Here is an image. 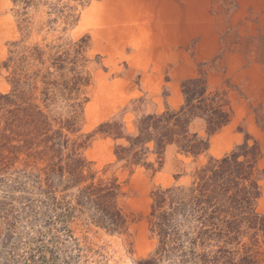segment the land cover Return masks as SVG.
Wrapping results in <instances>:
<instances>
[{
    "label": "trees",
    "instance_id": "trees-1",
    "mask_svg": "<svg viewBox=\"0 0 264 264\" xmlns=\"http://www.w3.org/2000/svg\"><path fill=\"white\" fill-rule=\"evenodd\" d=\"M60 2L12 0L20 29H28L31 6L72 10ZM83 43L63 49L13 41L2 63L10 90L0 92V264H92L93 251L75 235L76 224L127 233L120 182L114 176L96 179L82 154L94 134L116 142V162L155 172L170 146L196 156L232 119L226 91L212 90L200 71L181 82L178 108L136 114L133 131L113 116L85 140L71 139L90 82ZM54 104L65 109V117L52 114ZM197 121L204 135L194 128ZM249 139L245 133L232 150L209 157L188 184L151 191L148 223L156 246L136 264H264V214L257 210L264 169L261 148Z\"/></svg>",
    "mask_w": 264,
    "mask_h": 264
},
{
    "label": "rangeland",
    "instance_id": "rangeland-1",
    "mask_svg": "<svg viewBox=\"0 0 264 264\" xmlns=\"http://www.w3.org/2000/svg\"><path fill=\"white\" fill-rule=\"evenodd\" d=\"M52 1V0H49ZM63 12L40 3L28 9V29H20L12 0H0V92L10 90L3 67L10 43L22 47L61 44L73 49L84 39V87L87 101L77 131L83 141L100 123L115 116L133 131L136 114L162 112L183 103L181 82L204 72L212 90H224L232 109L230 123L209 137V147L193 156L170 146L161 167H125L116 162V142L94 134L82 150L96 179L116 177L121 202L130 217L126 234L110 233L91 223L75 225V235L93 251L92 264H136L156 246L149 232L151 191L188 184L194 169L240 144L261 148L264 169V0H61ZM71 17H66L67 14ZM82 23L81 30L75 29ZM75 33V34H74ZM83 96V95H82ZM142 98V102H134ZM91 104L98 121L90 123ZM56 117L66 111L50 106ZM204 135L200 122L193 124ZM149 161L155 156L150 155ZM157 164L155 167L157 168ZM257 210L264 214V178ZM3 223L0 220V236Z\"/></svg>",
    "mask_w": 264,
    "mask_h": 264
},
{
    "label": "bare ground",
    "instance_id": "bare-ground-1",
    "mask_svg": "<svg viewBox=\"0 0 264 264\" xmlns=\"http://www.w3.org/2000/svg\"><path fill=\"white\" fill-rule=\"evenodd\" d=\"M81 26H82V23H79V25L76 27V29H75V31L76 32H78V31H80L81 30ZM79 33V32H78ZM75 34V33H74ZM86 112H87V114H88V116H89V120H90V123L91 124H94V123H96L97 121H98V115H96V114H93V112H92V106H91V104H88L87 106H86ZM264 203V201H262V204ZM264 205V204H263Z\"/></svg>",
    "mask_w": 264,
    "mask_h": 264
}]
</instances>
